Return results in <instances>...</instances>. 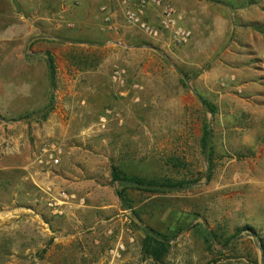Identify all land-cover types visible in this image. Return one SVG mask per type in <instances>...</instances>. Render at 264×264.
<instances>
[{
    "label": "rangeland",
    "instance_id": "obj_1",
    "mask_svg": "<svg viewBox=\"0 0 264 264\" xmlns=\"http://www.w3.org/2000/svg\"><path fill=\"white\" fill-rule=\"evenodd\" d=\"M169 1L179 10L178 1L190 6L193 0ZM123 2L99 0V7L108 5L117 16V27L108 30L102 16L83 17L88 6L79 0H0V135L3 123H16L9 132L18 135L28 132L32 123L41 127L48 118L46 112L7 114L4 87L18 84L23 90L17 100L24 105L15 111H32L45 86L36 70L48 54L54 60L70 58L78 63L95 62L102 54V82L95 95L98 107L102 106L97 113L82 114L76 124L84 128L68 136L105 155L89 166L98 170L103 185L121 192V202L130 208V226L154 228L170 240L168 254L156 264H264L263 164L257 161L264 149V130L255 116L248 123L247 117L237 113L226 116L223 130L219 116H214L219 106L209 97L206 84L213 61L225 52L223 59L231 61L229 49L239 50V33L231 27L226 40L209 57L207 30L196 35L190 24L183 23L193 30L187 43H171L167 36L154 39L125 20ZM146 12L156 21L153 8ZM234 23H239L237 15ZM85 48L92 53H85ZM19 61L30 66H16ZM116 65L126 70L122 86L112 79ZM217 75L226 73L217 70ZM222 80L221 88L246 95L237 82L227 80L223 85ZM55 89L49 93L50 104ZM107 110L111 111L108 115ZM102 116L107 119L104 124ZM150 124L155 128L151 147L145 129ZM205 135L208 144L204 149ZM65 138L69 140L63 134L54 137L58 141ZM114 172L121 178L139 176L177 187H140L116 180ZM13 189L0 169V264L3 205L45 203L38 190Z\"/></svg>",
    "mask_w": 264,
    "mask_h": 264
},
{
    "label": "crops",
    "instance_id": "obj_2",
    "mask_svg": "<svg viewBox=\"0 0 264 264\" xmlns=\"http://www.w3.org/2000/svg\"><path fill=\"white\" fill-rule=\"evenodd\" d=\"M79 2L88 6L83 17L102 16L99 0ZM178 2L182 23L190 24L196 35L208 31L205 44L209 46V57L226 40L231 27L239 33V50L229 49V55H235L230 56L231 61L223 59L226 52L216 58L206 83L209 97L219 106L214 116H219L223 130L227 126L226 116L236 113L247 117L248 123L252 122L250 116H255V121L264 130V0H193L190 6ZM235 15L239 19L237 25L232 24ZM82 35L88 34L83 32ZM95 48L101 51L98 45ZM87 49H84L85 53L91 54L92 49ZM100 55L99 60L89 63H78L70 58L54 60L56 75L52 87L48 61L39 65L36 73L40 80L44 79L45 86L40 91L39 105L32 111H15L24 105L17 100L23 90L18 84L3 89L7 114H48L41 127L39 123H32L28 132L18 135L9 132L18 126L16 123H3V134L0 135L3 179L15 190H30L29 187L38 190L45 201L44 205H3V264H156L142 251L145 226L137 230L130 226L127 217L130 208L121 202L119 193L102 184L98 170L89 166L100 162L105 155L95 153L86 144L70 140L71 136H68L69 132L84 128L76 124L82 114L97 113L102 106L99 104L98 107L99 101L95 100V95L100 93V74L104 66V58ZM16 66L30 64L19 61ZM217 70L226 75H217ZM222 77H225L224 81ZM220 80L223 85L227 80L228 83L237 82L239 90H244L246 95L238 96L228 88H221ZM55 86L50 104L49 93ZM234 103L239 105L234 106ZM145 129L151 147V131L155 128L150 124L145 125ZM57 134L67 135L69 140H61V162L50 170L46 164H38L35 158L42 142L57 137ZM261 139L264 148V136ZM257 161L263 164L261 179L264 182V149L258 154ZM48 186L55 188L56 195L61 188L75 195L68 204L61 206L60 214L53 213L47 204L48 195L43 188ZM81 198H85V203ZM120 241L125 242L127 248L121 258L113 259L110 249Z\"/></svg>",
    "mask_w": 264,
    "mask_h": 264
},
{
    "label": "built area",
    "instance_id": "obj_3",
    "mask_svg": "<svg viewBox=\"0 0 264 264\" xmlns=\"http://www.w3.org/2000/svg\"><path fill=\"white\" fill-rule=\"evenodd\" d=\"M123 3L126 5L123 14L125 20L129 24L138 27L151 38L160 39L167 36L171 43L184 44L193 35V30L181 22L180 12L176 5L169 0H124ZM148 8H153L157 12L156 21L147 16L146 11ZM100 11L106 24L105 29H115L117 27L116 13L108 5H102ZM112 79L115 83L121 86L124 85L126 83V70L116 65ZM110 113V110L106 111L107 115ZM106 120V116L101 117L102 124ZM62 151L63 144L61 141L46 138L37 151L35 161L38 164H46L50 170H53L54 166L61 162ZM43 189L48 195V206L56 214H60L62 212L61 206L68 204L69 199L75 197L65 188H61L57 195L53 186L44 187ZM81 202L85 203V198H81ZM126 248L125 242L120 241L110 249L111 257L113 259L121 258Z\"/></svg>",
    "mask_w": 264,
    "mask_h": 264
},
{
    "label": "trees",
    "instance_id": "obj_4",
    "mask_svg": "<svg viewBox=\"0 0 264 264\" xmlns=\"http://www.w3.org/2000/svg\"><path fill=\"white\" fill-rule=\"evenodd\" d=\"M254 1V0H252ZM48 67H49V77L51 80L52 85H55V75H56V71H55V63H54V57L50 54H48ZM204 103L208 106V104L204 101ZM209 110L214 113V108L213 107H209ZM207 135V134H206ZM204 136V140H203V146L204 149L207 148V136ZM114 178L116 180H128L131 183L136 184L137 186L140 187H145V188H150V187H161V186H165L167 185L168 187H177L176 184L173 183H163L160 184L157 181H153V180H146L142 177L139 176H131L128 178H121L116 172H114L113 174ZM119 195L122 197L121 192H119ZM145 231H146V235L142 240V251L143 254L147 257L152 258L155 261H162L166 255L169 252L170 249V240L164 235L159 233L157 230H155L154 228L151 227H145Z\"/></svg>",
    "mask_w": 264,
    "mask_h": 264
}]
</instances>
